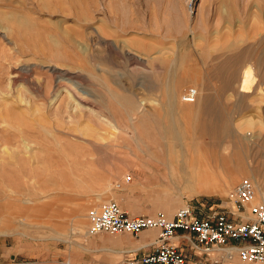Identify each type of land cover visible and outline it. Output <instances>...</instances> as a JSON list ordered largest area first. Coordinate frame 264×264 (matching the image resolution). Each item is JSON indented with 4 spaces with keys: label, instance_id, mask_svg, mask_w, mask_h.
I'll return each mask as SVG.
<instances>
[{
    "label": "rangeland",
    "instance_id": "374dc122",
    "mask_svg": "<svg viewBox=\"0 0 264 264\" xmlns=\"http://www.w3.org/2000/svg\"><path fill=\"white\" fill-rule=\"evenodd\" d=\"M247 63L251 94L238 92ZM171 108L202 128L184 132L187 161L222 166L207 191L148 157L168 152L141 124ZM243 178L264 196V0H0V264L136 250L157 231L90 236L89 209L114 200L172 217L218 204Z\"/></svg>",
    "mask_w": 264,
    "mask_h": 264
},
{
    "label": "built area",
    "instance_id": "2783aa9c",
    "mask_svg": "<svg viewBox=\"0 0 264 264\" xmlns=\"http://www.w3.org/2000/svg\"><path fill=\"white\" fill-rule=\"evenodd\" d=\"M197 97L195 88L181 96L188 104L195 103ZM130 181L127 175L113 187L121 190ZM87 219L90 236L138 237L144 231H157L154 241L143 247L148 249L144 255L106 264H264V196L257 200L248 178L241 179L218 204L186 205L172 217L161 211L131 214L109 200L89 209Z\"/></svg>",
    "mask_w": 264,
    "mask_h": 264
},
{
    "label": "bare ground",
    "instance_id": "6f19581e",
    "mask_svg": "<svg viewBox=\"0 0 264 264\" xmlns=\"http://www.w3.org/2000/svg\"><path fill=\"white\" fill-rule=\"evenodd\" d=\"M64 76H67L66 72H65ZM258 84H259V79H258V75L256 73L254 65L252 63H247L241 71L238 92L243 93V94H251L257 89ZM170 97H171V94H170ZM198 98H199V92H198L197 100H198ZM129 103H130V101H129ZM170 107H172V106H170ZM138 113H139V110L136 109L135 112L133 111V115L130 116L131 125L132 124L134 125V122H133L134 118L137 119V117H139ZM165 115H166L165 118H163V115L161 114V116H160V114H159L158 115V116H160V117H158L159 120L153 121L152 123H151L152 115H151V117L147 116L146 119H148L150 121V123L148 125H147V123L141 124L143 127V130L146 128L145 134L147 136H150L151 134L154 133L160 137V145L162 146V149H163L162 152H168V155H166L165 158H162V159L160 158V156L155 157L154 154L148 155V157L154 158L157 161H162L166 171H169L168 175H170L172 177L176 176V177L180 178L183 182H186V179L189 177L188 173L193 172V176H194L193 178H194V180L195 179L198 180L199 185H201V187L203 188L202 190L203 191H207V189L209 190L212 186H214V184H213V182H215L214 179L217 177V174H219L220 168L222 166H219V164L217 165L214 158L213 159L211 158L212 160L208 159L206 161L205 160H199V162H197V163H195L196 161H193V160L189 162V161H187V158L189 156L187 154H185L184 150H183V148H184L183 146L187 144L186 143L183 145L184 137H185L184 134H186L184 132H189L190 130L191 131L194 130L193 132H196L195 130L197 128H198L197 129L198 131L202 128H199L198 126H195L191 123L186 124V125L175 123L173 120V116L175 115V112H174V110H172V108L169 109L168 111L166 110ZM134 128H135V126H134ZM132 132H133V130H132ZM135 139L136 138H134V141H135ZM185 142H186V140H185ZM226 159L229 160L230 158L227 157ZM227 168H229V167H227ZM224 170L226 171V169H224ZM254 187H255V185H254ZM255 191H256V196H257L256 187H255Z\"/></svg>",
    "mask_w": 264,
    "mask_h": 264
},
{
    "label": "crops",
    "instance_id": "0c3cea01",
    "mask_svg": "<svg viewBox=\"0 0 264 264\" xmlns=\"http://www.w3.org/2000/svg\"><path fill=\"white\" fill-rule=\"evenodd\" d=\"M155 235L156 234L154 233L146 235L143 234L141 235V240L138 243L132 242V245L138 246L136 250H131V247L133 246H129L127 242L123 246L121 241L114 242L113 246L115 247H125L122 250V254H119V252L116 250H109L108 252H110V254H46L44 257H41L39 254H34V264H106V261L103 258H108L107 255L121 257L119 260L138 258L144 255V253L147 251V248L143 247L148 243H152L154 241ZM175 241H177L179 245L186 247V244L182 243L180 240L176 239ZM15 257L19 258L22 256L21 254H16ZM13 262L12 264H26L23 260L18 263Z\"/></svg>",
    "mask_w": 264,
    "mask_h": 264
}]
</instances>
